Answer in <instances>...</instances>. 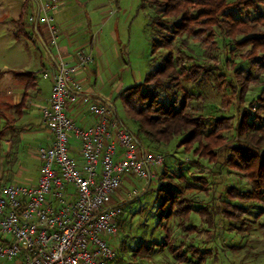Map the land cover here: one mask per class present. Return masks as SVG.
I'll use <instances>...</instances> for the list:
<instances>
[{"label":"trees","instance_id":"obj_1","mask_svg":"<svg viewBox=\"0 0 264 264\" xmlns=\"http://www.w3.org/2000/svg\"><path fill=\"white\" fill-rule=\"evenodd\" d=\"M138 8L141 10L148 8L154 14L149 21V53L154 55L161 49L166 52L158 66L147 72L141 82L121 89L117 93V101L120 102L126 116L136 125L137 137L134 135L136 140L138 136L139 138L142 136L154 144H169L177 139L176 147L182 149V152L189 153L196 157V160L205 159L208 163H213L209 173L211 177L220 175L222 166L241 173L250 182V189L242 190L230 186L223 195L221 194L225 200L212 197L209 205L199 206L195 212L198 215L200 226H205L204 232L207 238L213 239L216 236L218 218L244 228L248 221L246 214L250 211V205L259 203L264 194V128L262 126L264 125L262 115L264 89L254 104L247 107L242 105L247 85L253 81L255 74L260 75L264 71V30H257V26L264 23V0H235L233 2H228V0H140ZM251 12L257 13V16L248 21L237 16L238 13L250 15ZM18 22L16 36L22 33L23 37L28 38L29 34L25 32L20 19ZM214 27L222 33L224 41L229 40L234 47L233 50L245 46L253 50L252 55L249 54L251 57L249 67L247 69L237 68L234 71L233 75L238 83L234 79L229 83L232 96L236 98L239 105L237 121L233 128L229 117H218L208 123L204 116L192 115L188 102L194 96L184 90L181 85L182 82L196 83L213 78L215 89L220 91L227 84L226 74L224 72L214 73L210 67L195 63L186 68L172 49L174 42L182 40L181 37L184 35H190L193 38L203 36V39L210 40V36L214 35ZM242 27H249L251 31L255 29V32H241L242 29L239 28ZM239 34L243 36L241 40L237 39ZM225 49L226 47H223L225 55L232 53ZM259 49H262V54L257 57L259 55H256V52ZM11 74L24 83L25 91L35 84V73L13 71ZM1 77L2 73H0ZM25 99L24 95L18 104L8 107L13 108L15 114L20 116L25 106ZM0 117L5 119L4 126L0 129L1 137L8 130L12 131L15 122L1 110ZM232 129L235 138L229 142L222 135L224 131ZM174 160L178 161L175 157ZM180 163L177 162V165ZM160 175L161 183L153 192L155 197L150 207L144 205L138 197L133 198V200L137 198L140 213L149 212L150 208L148 221L144 220L141 225H144L145 230L147 226L151 230L147 231L148 236H141L143 239L141 238L142 240L135 247L136 253H148L154 248L171 249L173 241L166 229L168 222L174 218H177L178 226L187 232L196 230L191 223L194 201L190 193L196 189L197 191L204 189L208 184L206 178L195 176L190 183L187 181L189 179L187 174L181 173L174 180L165 167L162 168ZM125 207L129 206L125 205ZM262 228L264 230V224ZM162 229L165 231L164 237L158 241L152 239L150 233ZM181 245L182 243L173 249V252L177 253V259L181 262H187V254L184 253ZM120 248L122 250L123 245ZM188 251L200 258L203 256L196 246L189 245ZM121 260L122 257L118 252L117 263L120 264Z\"/></svg>","mask_w":264,"mask_h":264},{"label":"built area","instance_id":"obj_2","mask_svg":"<svg viewBox=\"0 0 264 264\" xmlns=\"http://www.w3.org/2000/svg\"><path fill=\"white\" fill-rule=\"evenodd\" d=\"M58 8L59 0H47L37 16L53 46ZM115 13L110 11L107 19ZM92 54L78 51L72 64L60 62L53 72L48 104L41 110L52 142L37 150V182L12 183L0 193V261L117 264V248L108 239L117 236L119 209L109 207L110 196L126 177L149 185L164 164L165 157L142 148L113 109L82 94L75 76L93 63ZM78 103L94 118L93 125L81 127L67 114V107ZM71 140L78 143L83 164L70 156Z\"/></svg>","mask_w":264,"mask_h":264},{"label":"rangeland","instance_id":"obj_3","mask_svg":"<svg viewBox=\"0 0 264 264\" xmlns=\"http://www.w3.org/2000/svg\"><path fill=\"white\" fill-rule=\"evenodd\" d=\"M233 1L235 0H228V2ZM117 2L118 5L116 4L115 6V2L113 1L114 5L112 4L109 8L107 7L108 13L116 9V13L122 15V22H120L119 27L121 34L123 32L126 33L129 27L131 29V34H135V38L132 39L133 43L131 50L129 49L127 52L129 53L128 59L131 63L123 67L124 69L118 72V75L116 73V67L114 72L119 79L116 81V77L114 76L112 81L107 83V86L111 87L113 85L117 87L119 85L121 87H128L141 82L147 72H150L158 66L166 50H158L154 55L149 53V21L154 16L152 10L148 8L142 10L139 9L140 0H118ZM238 15L243 17L245 21H248L250 18L256 17L257 13L251 12L250 15L246 13H238L237 16ZM4 19L5 17H0V70L4 64H6L7 68L12 71L23 70L24 63L26 62V53L21 49L22 46L20 43L22 41L20 40V43L16 42L12 32L10 30L8 31L3 23H1ZM123 19L128 20L123 22ZM8 21L9 19H6L4 24ZM111 23L112 22H109L104 29L108 28ZM104 25L97 30V35L101 29L103 30ZM214 28V35L210 36V40L206 38L203 39V36L193 38L190 35H184L181 37L182 40H176V42H174L172 49L175 56L180 57L182 64H184L186 68L195 63L210 67L214 73L220 74L224 72L226 74L227 84L222 87V90L220 91L215 89L216 85L213 78L210 80H201L196 83L182 82L181 85L184 90L194 96V98L188 102L190 106L189 111L192 115H202L207 119L208 123L218 117H229L230 125L233 128L237 121V107L239 105L236 98L232 96L231 90L229 89V83L232 79L237 82L235 75H233L237 68L247 69L249 67L251 61L250 55H252L253 50H250L249 46L233 50L234 47L229 43V40L226 39L224 41L222 39V33L216 27ZM239 29H242V31L240 30L241 32H255V29L251 31L249 30V27H242ZM257 30H264V23L257 26ZM136 37L138 39H136ZM242 38L243 36L241 34L237 36L238 40H241ZM223 47H226L225 50H227V52L232 51V53L225 55ZM28 49L32 50L30 48ZM261 51L262 49L257 50L256 55H259L257 57L261 56ZM31 54L32 58L38 56L37 53ZM225 56H227V62ZM240 56L242 58H240ZM109 74H107V78L109 77ZM8 79V82H2V86L0 85L2 95L0 100L6 105L0 106V110L11 116L10 113H13L14 111L8 107V104L10 103L9 96L10 94L14 96L18 93L17 91L20 90H17L19 88L13 84L15 82L14 79ZM97 84L101 85L100 79H97ZM246 88L247 91L244 100H242V105L247 107L255 103L256 98L262 89H264V71L260 75L255 74L253 81L250 82ZM115 106L118 119L122 120L125 123V126L136 135V125H134L132 119H129L126 116V113L119 102L116 103ZM35 108L36 106H31L30 108V115L33 114V117H35L36 112L39 111ZM262 113L264 117V112ZM4 123V120L0 118V128H2ZM262 126L264 128V125ZM28 136L32 137L28 134H25L23 137ZM222 136L225 140L230 142L231 139L235 138L234 130L224 131ZM139 137L140 136H138L137 140L145 150H151L153 151L152 153L155 152L162 154L166 159L163 166L159 167V172L155 174V177L150 183L152 190H149L146 195H140H144L142 197V200L144 199V201L141 200L144 205L150 207V203L153 202L155 197L153 192L161 183L160 174L163 167H165L168 174L172 175L174 180H176L178 175L182 173L187 174L189 177L187 181L190 183H192L191 180H193L195 176H203L206 178L205 180H207L208 184L204 189L202 188V190L200 189L199 191L196 189L190 193V197H192L194 201L193 212L191 214L192 226L196 228L194 232H187L178 226L177 218L168 222L166 230L169 232L170 239L173 241L172 250L167 248L164 250L154 248L148 253H136L135 247L139 244V241L143 239L141 236H148V232L151 230L149 226H147V229L145 230L144 225H141L144 220L148 221L150 208L148 210L149 212L140 213L138 210L139 203L136 198L131 201L132 203L128 205L129 207L120 210L117 219L119 228L117 236L108 239L111 240L110 242L113 243L112 245L117 248V252H119L122 257L120 264H264V230L262 228L264 224V194L259 203H253L250 205V211L246 214L248 221L244 228H239L238 224H232L231 222L225 221L223 218H218V230H216V236L213 239L207 238L206 232H204L205 226H200L199 218L195 210L199 206L209 205L212 197H218L219 200H225V197L222 195L230 186H235L242 190L250 189V182L244 178L241 173L226 166H222L220 175L211 177L209 173L213 163L210 164L205 159L196 160V157H193L189 153L182 152V149L176 147L177 139L171 141L169 144H154L142 138V136L141 138ZM7 138H9L8 132L3 139H0V193L8 184H11L12 182L15 183L17 180L19 181V179L14 176L16 174H14V172L15 170L17 172L18 169L21 168L22 160L31 161L29 165L32 167L34 163H37L35 160L36 157H38V148L36 147L41 144L38 143L39 145L37 146V144L33 142L30 143L33 139H29L30 142H26V139L23 138L20 143H16L18 144V147L14 150V147H9L7 145ZM174 157L177 158L178 161H175ZM177 162L181 163L177 165ZM185 165L187 166L185 167ZM181 167L185 168L181 169ZM139 183L138 189L141 190L144 188L145 184L143 182ZM196 187L199 188V186ZM126 189L130 190L128 187ZM137 195L134 196L138 197ZM133 198L134 197H132V199ZM151 208L154 209V207ZM144 223H146V221ZM164 232L165 231L162 229L153 231L150 234H152V239L158 241L164 237ZM180 243H182L181 246L184 253L187 254V262H181L177 259V253L173 252V249H176ZM121 245H123V251L120 248ZM189 245L198 247L200 250L199 252L203 253V256L200 258L197 255L190 253L188 251Z\"/></svg>","mask_w":264,"mask_h":264},{"label":"crops","instance_id":"obj_4","mask_svg":"<svg viewBox=\"0 0 264 264\" xmlns=\"http://www.w3.org/2000/svg\"><path fill=\"white\" fill-rule=\"evenodd\" d=\"M46 1L47 0H0V17H5L4 21L9 19L6 24H4V21L1 23H3L8 31L10 30L12 32L16 42L20 43V40L22 41L20 43L22 46L21 49L26 53V62L24 63L23 70L13 71L35 73L34 86L25 91L24 83L12 76L11 73L13 71L7 68L6 64H4L0 70V73H2L0 85L2 86V82H8V78H12V80H15L13 84L19 88L17 90H20H16L18 93L14 96L10 94V103L8 106L10 105L12 107L18 104L23 99L24 95L26 97L24 102L25 106L20 116L15 114L13 108H9L11 110L13 109L14 112L10 113L11 116L9 114L8 116L13 118L15 123L12 131H7L9 133V138H7L6 143L9 147H14V150L18 147L16 143H20L23 138L26 139V142H30L29 139H33L30 143L33 142L37 144V146L41 143L36 148L46 147L51 144L52 137L47 132L42 122L41 110L48 104L52 86V75L53 72L58 69L60 62L72 64L75 61V54H77L78 51H91L93 53L92 55H94L93 63L89 65L87 70L79 72L75 78L83 86L82 94L107 104V106L114 110L117 119L118 114L115 105L119 101H117L116 97L117 93L125 87L119 85L117 87L113 85L108 87L107 83L112 81L114 76L117 81L119 78L116 76V73L118 75V72L124 69L123 67L131 63L128 59L129 53L127 52L132 48V39L135 38V34H131V29L129 27L126 33L122 31L123 33L121 34L119 27L120 22H122V15H118L119 13H115L107 19L109 15L107 7L109 8L113 4V1L115 2V6L116 4L118 5V0H59V8L53 14L52 21V24L57 30L55 39L56 46L51 45L46 26L37 21V16L41 15V8ZM32 17L33 21H30L29 19ZM19 19L25 32L29 34L28 38L23 37L22 33L18 35V37L16 36ZM125 20L127 21L128 19ZM125 20L123 19V22ZM109 22L112 23L108 28L104 29ZM102 25H104L103 30L101 29L97 35L96 32L99 28H102ZM136 39L138 38L136 37ZM27 42L30 44V47ZM31 53H37L38 56L32 58ZM115 68L117 69L116 73L114 72ZM107 74H109L108 78ZM97 79L101 80V85L97 84ZM1 98L2 95L0 90V99ZM0 106L6 105L0 100ZM31 106H36L35 109L39 110L36 112L37 117H33V114L30 115ZM67 108V114L77 125L89 127L94 124V118L86 111L84 105L78 103L76 105H70ZM0 118L3 119L2 117ZM3 120L5 122V119ZM120 122L125 126L122 120H120ZM6 133L4 136H1L0 139H3ZM25 134L31 135L32 137H23ZM71 144L72 150L70 156L78 163L83 164L79 155L78 143L71 140ZM35 161H37V163L35 164L33 162L34 165L32 167L29 165L31 161L22 160L21 168H19L17 172L16 170L14 172V174L16 173L14 176L19 179V181L17 180L15 183L35 184L37 182L40 174V160L36 157ZM158 170L159 167L155 169V174L159 172ZM139 182V180L133 179V177H126V179L121 182V187L110 196L109 207L123 209L125 205L131 204L134 190H138L137 194L139 195L137 196L141 201L142 197L146 195L149 190H152V188L149 184L146 185L145 188L139 190ZM126 186L130 188V190L126 189ZM141 194L144 195L140 196ZM142 201H144V199ZM0 264L8 263L0 261Z\"/></svg>","mask_w":264,"mask_h":264},{"label":"bare ground","instance_id":"obj_5","mask_svg":"<svg viewBox=\"0 0 264 264\" xmlns=\"http://www.w3.org/2000/svg\"><path fill=\"white\" fill-rule=\"evenodd\" d=\"M122 124V123H121ZM138 142V141H137ZM139 143V142H138ZM142 147V146H141Z\"/></svg>","mask_w":264,"mask_h":264}]
</instances>
